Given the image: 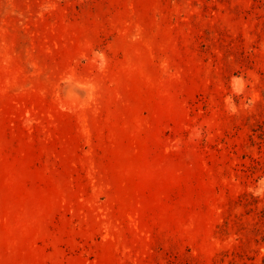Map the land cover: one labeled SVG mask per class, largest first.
<instances>
[{
	"label": "rangeland",
	"instance_id": "374dc122",
	"mask_svg": "<svg viewBox=\"0 0 264 264\" xmlns=\"http://www.w3.org/2000/svg\"><path fill=\"white\" fill-rule=\"evenodd\" d=\"M0 264H264V0H0Z\"/></svg>",
	"mask_w": 264,
	"mask_h": 264
}]
</instances>
